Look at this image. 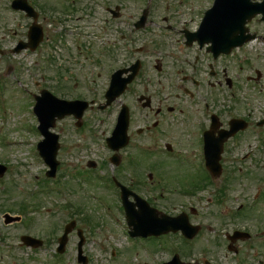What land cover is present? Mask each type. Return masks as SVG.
<instances>
[{"label":"rangeland","instance_id":"obj_1","mask_svg":"<svg viewBox=\"0 0 264 264\" xmlns=\"http://www.w3.org/2000/svg\"><path fill=\"white\" fill-rule=\"evenodd\" d=\"M54 1V12L49 18L41 19L45 29L43 42L35 51L28 49L18 53H12V49L19 40L27 39L30 20L10 10L6 0L0 1V93L5 87L3 100H0V163L7 166L6 173L0 177V214L9 212L22 216L20 222L11 223L4 229V236L0 239V264H80L77 262L78 230H82L86 237L83 249L88 264H160L170 260L174 254L170 246L172 242L183 247L188 245L185 246L188 254L179 253L185 263L196 261L203 264L204 258H212V264H236L239 258L240 264H260L264 260V235L238 242L239 254L228 252L225 235L235 228L252 234L264 229V125L257 126V122L264 118V86L261 85L264 84L263 23L260 20L248 23L250 31H256L260 38L219 57L215 66L222 80L221 86L210 87L208 84V80L215 81L206 72L212 60L200 53L201 70L197 74L203 84L199 94L212 98V110L225 126L233 117L248 121L245 130L225 143L221 160L223 168L215 184H207L197 190L194 188L201 182L196 175L197 170L190 167L199 163L198 133L194 121L190 119L182 123L181 117V122L178 120L176 123L186 128L185 132L175 134L176 147L189 153V156L184 154L180 160L171 161L164 156L156 157L139 151L136 143L138 147L142 145L140 142L147 139L145 135L120 151L123 159L118 173L126 183L135 186L138 185L135 181L141 183L140 192L152 198L154 206L171 215L185 209L191 223L201 225L198 234L190 240L192 245L174 235L129 239L125 233L128 228L124 215L118 209L121 204L116 189L107 184L105 187L102 180L91 175L101 170L98 163H104V155L113 154L107 148L105 138L113 130L119 108V101L103 111L97 108V104L105 101L104 94L111 74L123 64L127 65L130 50L126 45L131 36L141 39L148 36L150 43L151 38L163 39L169 48H177L182 42L181 37L175 32H161L158 27L159 23L167 24L162 21L163 16H169L178 29L182 30L180 27L184 24L196 28L199 11L210 7V0H154L158 21L152 32L134 35L125 19L135 18L141 13L143 0H103L113 13L104 12L92 4L86 5V0H79L74 7L68 4V0ZM116 4L118 7H115ZM169 10V13L166 12ZM191 17H194L193 21ZM163 33L165 35H160ZM193 50L187 49L186 54L191 56ZM165 76L163 74L161 78ZM228 78L232 81L231 87L226 83ZM174 80L171 79V82H176ZM157 86L154 83L151 90L159 89ZM42 89L60 97L70 99L75 95L97 102L85 112L82 132L74 131L72 120L67 117L59 121L55 128L61 134L62 145L57 155L59 160L62 159L58 178H61V172L63 185L68 184L67 189L62 188L60 180L46 177L48 166L35 154L36 143L42 136L37 133L33 96L40 94ZM138 92L147 91L139 86ZM130 94L131 91L122 97V101L130 102ZM181 105L186 111L199 110L187 100ZM202 107L205 111L204 103H200ZM63 151L66 153L63 154ZM131 153H136L134 171L138 174L137 178L132 177L134 171L132 174L126 171ZM79 156L83 157L78 159ZM90 159H94L97 167L89 175L81 169L86 168ZM105 170L104 177H109L112 167L108 166ZM148 172L153 174L150 180L144 178ZM143 178L145 183L141 181ZM182 185L194 191V195H182L185 190H179ZM259 187L262 190L255 201L254 195ZM99 198H103L107 206L111 205V209L101 205ZM70 203L73 206L67 205ZM76 203L83 209L82 213L79 206L77 209L74 206ZM251 203L254 207H249ZM239 205L243 209L238 216L235 213ZM191 208L195 214L190 212ZM113 213L120 216L124 224L117 222ZM72 219H76L77 223L60 258L56 252L57 239L64 224ZM207 224L213 226L214 232L208 231ZM26 233L46 239V248L32 252L19 247L20 236ZM150 253H154L153 257L149 256Z\"/></svg>","mask_w":264,"mask_h":264},{"label":"flooded vegetation","instance_id":"obj_2","mask_svg":"<svg viewBox=\"0 0 264 264\" xmlns=\"http://www.w3.org/2000/svg\"><path fill=\"white\" fill-rule=\"evenodd\" d=\"M6 1L9 2L7 4L10 10H12L11 8H12L13 0H6ZM78 1L79 0H68V4L74 7L75 3H78ZM210 1L212 3L213 0ZM254 1H261V0H254ZM26 2L27 4L32 6L36 12H38L37 19L38 22L40 23H42L41 21L42 18H49L55 10L54 0H26ZM103 2H104L103 0H86V5L92 4L99 9L102 8L104 12L113 13V9L108 5L104 4L106 2L104 3ZM143 2L144 3L140 7L143 6L147 7L146 9L148 14L147 19L149 20V22L148 23L146 22L145 26L141 30H137L134 27L138 22V20L141 18V14H143L144 12V11L142 12L143 9L140 10L141 13L135 18L125 19V22H127L130 27V32L132 33V35L139 32H144L145 34L152 32L151 29L154 27V25H156L158 21V19L156 20L155 8L153 6L154 0H143ZM115 7H118V4H116ZM205 8H201V11H199V21L197 23L198 26L196 27L197 29L188 26L186 24L180 27L182 28V30L178 29L179 27L173 24V21L169 19V16L166 15L163 16L164 19L162 21L167 22V24L163 25L159 23L158 27L161 30V32H175L181 37L182 42L178 45L177 48H169V46L165 44V40L158 38L155 39L151 38V43H152L151 45V43L148 40V36H144L146 38L143 39L134 38L131 36L129 44L126 45L127 50H130V56L128 59L129 61H127L126 59L127 65L123 64L122 66H120V68L128 69L134 63L138 62L139 69L136 73V76L134 77L130 85L127 87L126 91L122 94L120 99L117 100L119 101L118 113L121 111L124 104L128 105L129 121H130L129 122L130 143H132L135 140H141L139 137L143 135L147 136V139L142 140V142H140L142 143V145H140L139 147L138 144L136 143V146L139 151H143L148 154H153L156 157L164 156L165 158H168L171 161L172 160L178 161L179 159L165 154L164 151L168 148H171L175 152L179 153V158L182 155V151L176 147L177 141L175 140L176 139L175 134L178 133L179 131L182 132L183 134L185 132L184 129L186 128L178 126L176 123L178 120H180L181 117H183L182 123L188 119H190V121H194V126H196V132L198 133V136L196 137V142L198 143V150H200L199 156L202 157L201 152L203 150V135L204 132L210 126V118L211 115L214 113V111L212 110L213 109L212 98L208 95L199 94V88L203 84V81L197 74V73L200 74V70H201L199 67L200 59H201L200 53H203L204 56H209L212 60L208 64V69L206 71L208 76H210L215 80V81L208 80V84L210 85V87H213L215 85L216 86L222 85V80H220L218 70L215 66L220 56H215V54L208 49L209 45L205 44L201 46L199 41L196 40V38H192L191 41L189 42L186 34L188 32H196L200 28V24L204 16V12L206 10ZM12 11L19 13L23 18L30 20V24L32 23L33 21L32 17H29L28 13L25 10H12ZM166 12L169 13L170 10ZM191 19L193 21L194 17H191ZM256 20H260L263 23L262 26L264 27V20H262L261 15H257L256 17L251 19L248 23ZM248 23L246 24V26L250 30ZM251 32L254 33L256 37H258L256 31H251ZM160 35H165V33ZM262 38H263L262 43L264 44V36ZM189 48L194 49L191 56L186 54V51ZM193 66H195V69H193ZM163 74H166L165 78H161ZM125 75L127 76L128 74ZM171 79H175L174 81L176 82H171ZM144 82H146L147 84H144ZM154 83H157L158 85L157 87L159 88L157 89L158 91L155 89L151 90ZM261 85L264 86V84ZM139 86H142L143 89H145L147 92H138ZM129 91H131L130 102L122 101V97H124ZM183 99L190 101L191 103H194L196 106L199 107V110L191 109L186 111L185 107L181 105V103L185 102V100ZM203 99H206L210 103L209 108H207V112H208L207 115H204L202 108H200V103L203 101ZM181 100H183V102ZM175 114L178 115L176 116ZM67 118L72 120L73 125L76 124V121L73 116H69ZM220 128L226 129L228 127L224 126V124L221 123V127H219L216 130V134L220 130ZM83 129H84V125L77 128V131L82 132ZM187 131L190 132L189 130ZM190 134L192 135V132H190ZM60 139H61V134H60ZM60 146L62 147L61 143ZM69 147L70 149H72L71 145H69ZM65 153L66 152L63 151V154ZM135 154L131 153L128 158L129 159L128 168L126 171H131V174L136 169L137 166ZM82 157L83 156H79L78 159H81ZM107 158H109V160ZM110 158H111L110 155H104V160H108L109 163L104 161L102 165H100V162L97 161L99 162L98 167L102 171H104V168H107L108 166H113L110 162ZM122 159L123 157L120 154L119 165L114 167L110 179H107V181L103 182V184L105 185V187L106 184L108 186H112L114 183L113 176H115L122 183L127 184L132 190L145 196V194L140 192V190H142V187L141 186L139 187V184L141 185V183L135 181V184H138L137 186L130 185L121 178L120 174L118 173V168L121 167ZM61 160H60V164H62ZM60 164L58 166V170H60ZM89 165L90 162L88 160L86 164V168L82 167V169L81 168L79 169H81L83 173L90 175L93 172V168L89 167ZM96 167H97V163L95 162L94 168ZM190 167L193 170L196 169L195 167L192 166ZM88 169H90V171H88ZM196 170H197L196 175H199V177L205 174L199 168V165H198V169ZM134 172L135 174H133L132 177L135 176V178H137L138 174L136 171ZM149 173L151 172H148V175L147 174L145 175L149 176ZM91 175L95 177L94 172ZM146 176L144 178H146ZM111 178L113 183L111 181ZM144 178L141 180L142 183H145ZM152 178L153 176L150 179ZM161 182L162 185H164L163 178L161 179ZM198 187H200V185L194 186L196 190L198 189ZM181 188L185 189L182 192V195L186 194L189 191L183 185L179 187V190ZM145 197L151 203H154V200L152 198L148 196ZM120 210L122 211L121 208ZM6 213L9 212H3L0 214V239L4 236L5 233L4 229L11 224L6 222V218H5ZM13 223H17V222H13ZM237 243L238 241L236 242V244H233L232 247L233 250L235 251L234 253L239 254L240 249ZM46 244L47 242H44L43 246H46Z\"/></svg>","mask_w":264,"mask_h":264},{"label":"water","instance_id":"obj_3","mask_svg":"<svg viewBox=\"0 0 264 264\" xmlns=\"http://www.w3.org/2000/svg\"><path fill=\"white\" fill-rule=\"evenodd\" d=\"M235 7L234 9H232L234 11V15L235 17H241V26L243 29V26L246 22L247 19H251L252 16H254L255 14H257L258 12H261V10H259V6H253V7H257V9H255L254 11H252V7H249L248 9H244V7H242L241 5L238 6L237 2H235ZM251 5V4H250ZM217 8H223L221 6L216 7L214 9ZM212 17L211 12L209 13V15L207 16V19H210ZM214 36L216 37V40H213V46L211 47L214 51L215 54H219L220 52H225L228 53L231 51V49L237 45H242L244 42L253 39L254 35H248L244 33V29L240 30V31H236V32H228L226 29L225 30H217V31H213ZM29 38H30V43H24L23 46H28L30 45L33 49L39 44V42L42 40L43 38V33H42V29L40 26L38 25H33L30 32H29ZM21 48V46H20ZM120 72L116 73L114 75V79L112 81V84L110 86V89L108 90L106 96H107V104H110L125 88L127 82L130 81V78L127 79H121L120 78ZM44 98H39L41 99V103L38 102V106H39V110H38V114H40L41 116V120H42V130L43 132L46 134V140L40 144V148L42 151L43 156L45 157V159L47 160V162L51 165L52 170L48 172V175L51 176L54 174V170L55 167L57 165V162L55 161V155L58 149V143H57V138L58 136L56 135H52L49 132V127L54 125V121L56 116L57 117H63L66 114L69 113H75L78 117H80L87 105V103L85 102H80V101H76V102H64L61 100H58L56 98H54L52 95L50 96V94L47 91L43 92ZM51 97L53 99V102L51 103L48 100H45V96ZM45 100V101H44ZM125 121L124 122H120L114 133L113 136L109 139V144L110 146L115 149L118 150L121 147L125 146L128 143V135H127V127H128V121H127V113H125ZM234 129L229 132V133H225L223 134L222 137L219 138H214L211 137L214 140H210L209 145H208V153L210 154V157L212 156V154H215V150L217 149V154L215 155V157H211L210 158V163L212 164H216L219 157H220V152L222 151V146H223V142L233 133H235L239 128L244 127L245 125H241L240 121H234ZM217 125V123H216ZM217 173H220V169L217 171ZM127 194V193H126ZM127 212H128V216L130 219V223L131 225L134 226V229L138 228V224H136V216L135 214H133V208L129 207V205L127 206ZM181 223V227L183 229V231L188 235V236H193L195 234V232H191V229L189 228L187 222L185 220H179ZM178 227H174V230H176ZM70 231V226L68 228V231H66L64 237H63V243L62 246L60 248V250L62 251L64 248V242L67 239V233ZM137 231V230H136ZM163 228H157L155 225H150L149 226V230L145 233L149 234V233H154V234H159L161 232H163ZM139 234V233H138ZM28 239H32L31 237H26ZM165 264H183L182 262H180V260L176 257L175 259H173L171 262L169 263H165Z\"/></svg>","mask_w":264,"mask_h":264}]
</instances>
